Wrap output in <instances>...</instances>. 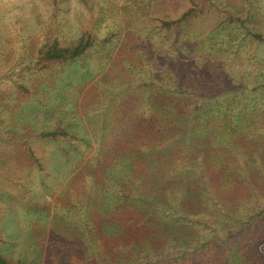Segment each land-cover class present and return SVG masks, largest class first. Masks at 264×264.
I'll list each match as a JSON object with an SVG mask.
<instances>
[{
  "label": "rangeland",
  "instance_id": "rangeland-1",
  "mask_svg": "<svg viewBox=\"0 0 264 264\" xmlns=\"http://www.w3.org/2000/svg\"><path fill=\"white\" fill-rule=\"evenodd\" d=\"M150 1L0 0V247L11 260L71 264L86 257L73 235L79 238L99 194L110 193L96 163L116 132L117 106L131 94L142 101L144 82L189 87L192 97L206 86L204 93L213 97L227 86L230 98L253 108V125L264 130V87L254 90L264 82V41L251 35H264V0H217L233 13L250 9L245 25L211 9L170 33L158 19L177 18L189 1ZM86 29L98 38L87 55L47 69L35 66L41 46L55 38L68 45ZM129 31L142 38L139 59L117 60ZM58 124L80 139L34 137Z\"/></svg>",
  "mask_w": 264,
  "mask_h": 264
},
{
  "label": "trees",
  "instance_id": "trees-1",
  "mask_svg": "<svg viewBox=\"0 0 264 264\" xmlns=\"http://www.w3.org/2000/svg\"><path fill=\"white\" fill-rule=\"evenodd\" d=\"M188 1L177 18L158 19L162 29L183 31L211 9L241 25L251 15L248 8L246 14L223 10L217 0ZM251 35L264 41L260 32ZM141 41L140 35L129 31L115 58L138 60ZM97 43L90 29L68 45L55 38L37 50L35 66L47 69L69 63L87 55ZM246 86L238 91L245 92ZM141 87L142 101L131 94L116 108V132L96 163L110 193L99 194L79 238L73 235V244L79 241L86 259L71 264H258L264 260V252L258 251L264 247V130L256 121L253 125V108L230 98L227 86L213 97L204 93L208 86L197 97L188 94L189 87L166 89L154 82ZM263 87L264 82H258L254 90ZM224 95L229 98L222 100ZM34 137L58 142L80 139L60 124ZM27 150L44 170L41 159L30 147ZM0 264L31 263L11 260L0 247Z\"/></svg>",
  "mask_w": 264,
  "mask_h": 264
}]
</instances>
